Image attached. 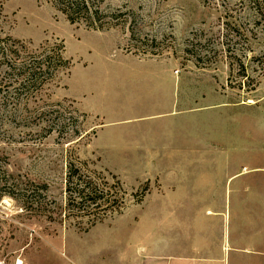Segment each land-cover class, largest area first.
Segmentation results:
<instances>
[{
  "label": "rangeland",
  "instance_id": "rangeland-1",
  "mask_svg": "<svg viewBox=\"0 0 264 264\" xmlns=\"http://www.w3.org/2000/svg\"><path fill=\"white\" fill-rule=\"evenodd\" d=\"M239 1L104 0L122 17L94 29L48 0H0L2 33L61 43L70 62L39 96L57 127L4 126L9 170L48 185L55 220L4 197L0 264H67L73 240L102 232L163 248L170 229L198 238L228 209L231 221L264 227V34L244 30L247 12L224 17ZM239 23L243 35L227 32ZM69 161L104 179L123 208L68 209Z\"/></svg>",
  "mask_w": 264,
  "mask_h": 264
},
{
  "label": "trees",
  "instance_id": "trees-1",
  "mask_svg": "<svg viewBox=\"0 0 264 264\" xmlns=\"http://www.w3.org/2000/svg\"><path fill=\"white\" fill-rule=\"evenodd\" d=\"M48 1L70 23H83L88 28L102 29L115 25L122 17L120 12H105L102 6L104 0ZM241 12H247V18H244L247 26L243 27L251 34L250 37L253 34L255 37L256 34H264V0H240L238 4L226 7L224 17L235 22L237 14L240 15ZM240 28L239 23L226 29L227 32L234 31V35L238 37L244 34ZM69 64L61 43H44L31 47L29 43L0 31V143L6 141L4 126L9 119L20 124L29 123L27 121L37 122V125L43 123L47 132L58 125L54 118L47 119L51 115L43 120L50 111L45 110L46 106L39 102V96L59 73L69 68ZM61 128L63 125L57 129L61 131ZM8 165V156L0 148V201L4 197L11 198L24 208L29 206L40 214L47 213L44 215L48 221L55 220V202L49 199L48 185L35 182L21 173H14L9 170ZM65 194V206L68 209L76 207L87 211L89 215L100 209L119 212L124 204V197L115 196L112 187L104 179L80 168L73 161L67 163ZM97 217L99 218L94 214V219H101V215Z\"/></svg>",
  "mask_w": 264,
  "mask_h": 264
},
{
  "label": "crops",
  "instance_id": "crops-1",
  "mask_svg": "<svg viewBox=\"0 0 264 264\" xmlns=\"http://www.w3.org/2000/svg\"><path fill=\"white\" fill-rule=\"evenodd\" d=\"M225 218L222 223L204 222L201 229L206 231L198 238L189 230L177 237L170 229L163 248H148L137 241L132 246L120 234L104 232L78 238L68 248L67 264H264V227L231 221L229 209ZM250 228H260L258 237L251 234Z\"/></svg>",
  "mask_w": 264,
  "mask_h": 264
}]
</instances>
